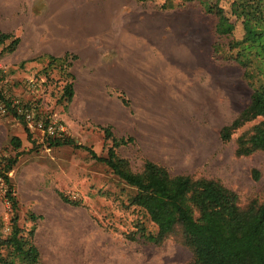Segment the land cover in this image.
<instances>
[{"label":"rangeland","instance_id":"rangeland-1","mask_svg":"<svg viewBox=\"0 0 264 264\" xmlns=\"http://www.w3.org/2000/svg\"><path fill=\"white\" fill-rule=\"evenodd\" d=\"M165 1L0 0V24L8 30L2 33L11 36L0 44L2 93L33 108V122L63 125L62 135L97 155H106L111 144L101 127L109 126L117 138L131 136L116 152L133 170L149 159L171 173L219 180L241 205L262 200L264 151L234 153L236 137L259 118L229 141L219 132L249 102L263 79L258 69L263 60L250 55L244 67L234 58L237 49L228 51V42L243 35L241 22L230 15L233 0H169L163 7ZM210 5L234 23L229 35L221 33L231 24L208 12ZM16 27L23 38L29 32L48 35L51 50L70 54L69 66L49 65L48 53L25 58L20 37L19 48L17 43L8 51ZM212 45L225 51L216 54ZM66 82H72L71 98L63 92ZM13 136L20 138L17 149L10 144ZM48 136L33 123L0 116V156L17 154L8 176L17 224L24 235L34 228L35 264L189 262L191 251L178 234L160 243L140 236V227L155 233L156 225L129 205L134 190L109 167L83 148L49 146ZM15 212L0 195V239L9 235Z\"/></svg>","mask_w":264,"mask_h":264},{"label":"trees","instance_id":"trees-1","mask_svg":"<svg viewBox=\"0 0 264 264\" xmlns=\"http://www.w3.org/2000/svg\"><path fill=\"white\" fill-rule=\"evenodd\" d=\"M147 1V0H137ZM169 0L163 7L170 6ZM212 12L231 24L221 33L229 35L234 23L224 14L222 8L208 6ZM230 15L239 20L243 35L240 39L228 42V51L236 48L235 60L247 67L252 55L262 58L258 65L263 76L250 94L249 102L219 132L222 141H229L232 134L245 123L259 118L249 129L235 139L234 153L246 156L256 151H264V0H233ZM233 27V28H232ZM9 33H0V44L7 40ZM19 38L14 37L7 43V50L12 51ZM214 53L224 52L218 45H212ZM69 53L61 56L47 54L49 65L69 66ZM70 77L72 74H68ZM246 77H250L245 70ZM63 92L68 98L73 95L72 82H66ZM0 102L7 107V113L23 122L10 99L0 91ZM24 124V123H23ZM25 126V125H24ZM104 140H111L106 155H97L87 146L75 144L68 136H48L49 146L72 145L87 150L91 157L104 163L112 172L134 191L128 197L129 205L141 208L156 225V232L139 229L140 236L146 241L160 243L172 234H178L180 241L191 251L187 264H264V199L252 198L241 205L232 189L219 180L209 177H193L184 173H171L159 162L145 159L139 170H133L127 158L117 154L116 148L133 141L131 136L114 137L109 126L101 127ZM30 137V131L25 126ZM10 144L14 149L20 147V138L13 136ZM15 156H0V176L5 184L4 197L16 211V200L8 173L16 162ZM64 201H70L60 194ZM29 218L36 216L29 212ZM16 212L11 218L9 235L0 239V264H35L39 260V251L33 241L34 228L27 235L17 224ZM1 248L7 249L4 253Z\"/></svg>","mask_w":264,"mask_h":264},{"label":"built area","instance_id":"built-area-1","mask_svg":"<svg viewBox=\"0 0 264 264\" xmlns=\"http://www.w3.org/2000/svg\"><path fill=\"white\" fill-rule=\"evenodd\" d=\"M5 70L3 65L0 63V91L2 92L4 84H5V77H4ZM11 105L17 109L18 114L23 118L27 125L31 126L33 123L35 127L38 129H42L47 135L49 136H61L64 133L63 125L61 124H44L42 120H36L33 122L34 119V109L29 108L26 106H21L18 101L10 100ZM7 107L5 104L0 102V116L5 115L7 113ZM5 184L3 178L0 176V195L4 196L5 193Z\"/></svg>","mask_w":264,"mask_h":264},{"label":"crops","instance_id":"crops-1","mask_svg":"<svg viewBox=\"0 0 264 264\" xmlns=\"http://www.w3.org/2000/svg\"><path fill=\"white\" fill-rule=\"evenodd\" d=\"M6 28H4L1 24H0V33L1 32H6V31H8V30H5ZM19 28L18 27H16L13 31H12V29H10L13 33H15L14 34V37H20V41H19V43H21L23 40L22 39H24V42L23 43H25V46H26V48H25V53H26V55H24V57L25 58H33V57H35V56H37V55H39V54H41V53H48V54H50V55H54V56H61V55H63L65 52H67L66 50H63L62 52H54L53 50H51L50 48H49V46L47 45V37H48V35H45L44 36V38L40 35V33L39 34H31L30 35V32H29V35H25V37L23 38L22 36H21V31L19 32V30H18ZM12 33V34H13ZM19 43H18V45H17V47L19 48ZM47 55V54H46ZM117 70H115V72H116ZM123 73H126L127 74V70H125V72H123ZM122 73V74H123ZM121 74V75H122Z\"/></svg>","mask_w":264,"mask_h":264}]
</instances>
